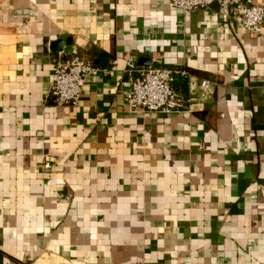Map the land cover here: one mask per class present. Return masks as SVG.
Returning a JSON list of instances; mask_svg holds the SVG:
<instances>
[{
  "label": "crops",
  "instance_id": "0c3cea01",
  "mask_svg": "<svg viewBox=\"0 0 264 264\" xmlns=\"http://www.w3.org/2000/svg\"><path fill=\"white\" fill-rule=\"evenodd\" d=\"M147 55L186 71L190 111L127 107ZM75 56L99 73L57 106ZM0 264H264V29L217 5L0 0Z\"/></svg>",
  "mask_w": 264,
  "mask_h": 264
},
{
  "label": "built area",
  "instance_id": "2783aa9c",
  "mask_svg": "<svg viewBox=\"0 0 264 264\" xmlns=\"http://www.w3.org/2000/svg\"><path fill=\"white\" fill-rule=\"evenodd\" d=\"M219 6L222 19L234 21L240 28L253 35H260L264 29V6L247 1L235 0H169V5L190 13ZM129 72L139 74L131 82L126 94L127 107L135 111L150 113L176 114L190 111L184 98L173 87L176 77L185 76L182 69L165 67L139 68L131 61ZM99 73V68L82 56L71 60L57 58L54 60L52 84L48 96L53 97L57 106L77 107L83 94L85 79ZM208 82H203L207 86ZM49 167V165H46Z\"/></svg>",
  "mask_w": 264,
  "mask_h": 264
},
{
  "label": "water",
  "instance_id": "95a60500",
  "mask_svg": "<svg viewBox=\"0 0 264 264\" xmlns=\"http://www.w3.org/2000/svg\"><path fill=\"white\" fill-rule=\"evenodd\" d=\"M214 5H217V4H214ZM218 6V5H217ZM219 7V6H218ZM148 58V59H147ZM146 61H145V63H143L142 65L143 66H145V67H150L151 66V64H150V61H151V59H150V55H147V57H146V59H145Z\"/></svg>",
  "mask_w": 264,
  "mask_h": 264
}]
</instances>
